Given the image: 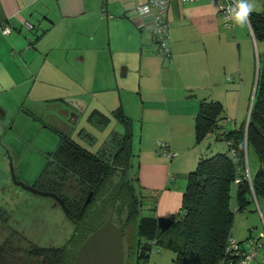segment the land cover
Listing matches in <instances>:
<instances>
[{
  "label": "crops",
  "instance_id": "1",
  "mask_svg": "<svg viewBox=\"0 0 264 264\" xmlns=\"http://www.w3.org/2000/svg\"><path fill=\"white\" fill-rule=\"evenodd\" d=\"M144 2L0 0V136L9 135L21 117L35 118L26 107L28 102L58 107L57 115H69L73 123L79 114H87V121L96 125L108 124L110 118L118 120L114 112L125 105L120 91L129 89L130 78L142 110L141 141L151 140L155 132L163 133L165 144L176 154L172 159L163 157L153 141L139 150L133 151L132 146L142 200L149 201L155 217L167 219L179 210L187 176L201 159L193 147L194 119L201 100L217 101L224 107L237 86L243 91L247 80L239 61L238 41L233 47L231 37L249 32L235 22L233 28L223 27L217 7L207 1L170 0L166 14L170 55L161 60L153 43L151 17L135 23L125 15L128 8ZM255 4L258 14L264 15L260 6L264 0ZM4 27L9 28V34L2 33ZM251 36L254 43L259 42L253 33ZM84 91L86 94L81 93ZM239 100L240 95L237 103ZM164 117L167 123H161ZM9 121L11 128H6ZM226 121L219 122L217 128L228 125ZM118 122L124 134L125 125ZM72 130L69 135L62 134L70 137ZM131 130L134 138L132 126ZM246 163L245 176L249 174L251 179L259 163L252 164L248 153ZM249 200L239 211V220L245 224L235 221L236 228L230 232L237 241L247 239L250 228L255 234L264 228V200L255 197V203L253 196ZM153 264L163 262L156 259Z\"/></svg>",
  "mask_w": 264,
  "mask_h": 264
},
{
  "label": "trees",
  "instance_id": "2",
  "mask_svg": "<svg viewBox=\"0 0 264 264\" xmlns=\"http://www.w3.org/2000/svg\"><path fill=\"white\" fill-rule=\"evenodd\" d=\"M248 20L255 40L264 42V15L251 13ZM261 63L263 68L258 74L248 122L223 134L229 153L200 159L195 170L188 174L178 218L141 217L137 222L132 256L136 264L147 263L157 246L171 249L177 264H217L232 229L234 208L237 207L236 212L242 211L250 203L252 193L264 200V60ZM223 110L217 101L201 100L193 128L197 145L216 131ZM114 115L125 125V133L114 136L111 145L96 153L55 131L59 144L47 155L46 170L41 176L45 180V189L41 190L52 192L64 201L68 220L76 232L84 233L82 243L112 210L114 222L118 202L122 201L127 209L126 225L142 210L137 173L132 175L135 155L131 125L125 118L120 119V108ZM248 150L254 152L259 163L251 184L245 176ZM232 151L236 158L231 156ZM235 179H240V183L235 184ZM149 211L154 212L153 207ZM95 216H98L96 222ZM78 248L40 249L44 252L42 264H68Z\"/></svg>",
  "mask_w": 264,
  "mask_h": 264
},
{
  "label": "rangeland",
  "instance_id": "3",
  "mask_svg": "<svg viewBox=\"0 0 264 264\" xmlns=\"http://www.w3.org/2000/svg\"><path fill=\"white\" fill-rule=\"evenodd\" d=\"M248 2L252 8L251 13H259V9H256V0H248ZM260 6L264 10V4H260ZM247 30L249 34L247 33L245 36L239 35L238 37L236 35V39L231 37V40L234 42L233 47H235V40L236 42L238 41V53H241L239 61L242 68L244 67V78L247 81L244 82L243 91L237 86L236 90L228 94L227 101H224L223 111L225 115H223L220 122L227 120L228 125H222L220 130L216 128V131L209 138L198 145L194 139L193 147H196L201 159H206L216 154L229 153V147L223 139V134L237 130L243 123L248 122L256 92L258 74L263 68L261 62L264 59V42L259 41L254 43L251 33L246 26ZM241 40L245 41L241 42ZM234 51L236 53L235 49ZM127 82L129 83V89L120 91L121 100H124L125 105L122 107L121 100H118L120 101L119 106L122 107L120 108V119L125 118V121L129 122L134 130V138L132 139L133 151L135 149L139 150L138 148L143 149L147 142L151 143L153 141L156 148L160 143L165 144L166 141L162 139L164 134L157 132L151 134L149 137L151 140L144 138L141 141L140 119L142 110L138 105L140 104L139 95L134 89V80L130 81V78H128ZM239 83L237 81V84ZM135 84H138L137 78L135 79ZM81 93L86 94V91ZM238 95H240V100L237 103ZM47 104L43 101H38L37 103L28 102L26 107L33 111L35 118L28 117L27 115L26 118L21 117L15 122L12 134L0 136V247H2L0 251V264H42L44 261V256H42L44 252L40 251V249H43L42 247L48 250L60 248H67L68 251L74 250V246L78 248L85 238H83V232V234L76 232L61 207L58 205L53 206L51 198L30 193L16 186L11 179V169L17 181L23 182L29 187H33L35 184L37 188L45 189V180L41 176L46 170L47 155L52 154L59 144V137L55 130L69 135L70 128H72L71 139L91 153L105 149L111 145L114 136L120 137L124 131L123 125L118 122L119 119L116 120L114 118V120L110 118L108 124L96 125L87 121V114H79L75 123H73L70 122L69 115L68 117L57 115L59 108L47 106ZM30 105H34V107L30 108ZM101 110L111 112L107 108H102ZM161 123H167V118H162ZM234 123H236L235 126H233ZM45 125H48V127ZM9 126H11V121L8 122ZM82 130L84 133L80 134ZM144 130H146V126ZM230 154L232 156L231 152ZM248 155H250L251 163L258 166L254 158L256 156L254 152L248 150ZM131 164L133 167L132 175H134L137 173V159H132ZM142 190V187L139 185L140 195L143 196ZM141 202L142 210L128 225H126L128 216L126 207L122 201L116 205L114 222L120 227L124 226V264H136L132 256L135 246L137 222L141 217L151 218L154 216L153 211H149V201L143 202L141 200ZM259 204L262 205L261 200H259ZM179 213L180 208L167 219L178 218ZM239 214L240 212H234L231 232L236 228H234V222L237 221L238 223L240 221ZM236 216L237 219L235 220ZM4 217L7 219V222H3ZM97 218L98 216L94 217V222H96ZM245 222V220L240 221L241 224H245ZM92 224L87 223L88 226ZM249 230L253 232V237H257L260 233L255 234L253 228ZM141 243H144V241L141 240ZM34 245H37V247ZM156 259H159V263L163 262V264H177L175 261L176 254L166 246L155 247L149 261L138 264H153Z\"/></svg>",
  "mask_w": 264,
  "mask_h": 264
},
{
  "label": "built area",
  "instance_id": "4",
  "mask_svg": "<svg viewBox=\"0 0 264 264\" xmlns=\"http://www.w3.org/2000/svg\"><path fill=\"white\" fill-rule=\"evenodd\" d=\"M170 0H145L142 4H136L126 10V17L133 22H140L143 17L150 16L151 22V34L153 35V43L156 51L162 58H168L170 55L169 48V32L168 23L166 20L167 6ZM182 3H197L207 1L212 5H215L222 17L223 27L233 28L234 21L231 17V8L236 3V0H179ZM250 33H252L249 20L246 24ZM27 29H30V25H26ZM2 33L7 35L10 33L9 28H2ZM162 156L168 159H172L176 156L169 150L166 144L160 143L157 146ZM232 157L236 158L235 151H232ZM248 173V172H247ZM246 179L251 184L249 174ZM240 179H235L234 183H240ZM253 200L256 203L255 196L252 193ZM237 207L234 208L236 212ZM264 226V223H263ZM252 231H249V236L244 241L235 240L231 234L228 235L225 246L223 249L222 257L217 264H264V228L263 231L258 234L257 237L251 235Z\"/></svg>",
  "mask_w": 264,
  "mask_h": 264
},
{
  "label": "water",
  "instance_id": "5",
  "mask_svg": "<svg viewBox=\"0 0 264 264\" xmlns=\"http://www.w3.org/2000/svg\"><path fill=\"white\" fill-rule=\"evenodd\" d=\"M17 184L25 191L51 198L68 216L64 201L56 194L38 191L20 182ZM90 198L91 194L87 202ZM113 214L112 210L105 222L85 239L71 264H124L123 229L113 222Z\"/></svg>",
  "mask_w": 264,
  "mask_h": 264
},
{
  "label": "clouds",
  "instance_id": "6",
  "mask_svg": "<svg viewBox=\"0 0 264 264\" xmlns=\"http://www.w3.org/2000/svg\"><path fill=\"white\" fill-rule=\"evenodd\" d=\"M252 8L248 0H236V3L231 8L232 20L237 24L244 26L248 23L249 14Z\"/></svg>",
  "mask_w": 264,
  "mask_h": 264
},
{
  "label": "flooded vegetation",
  "instance_id": "7",
  "mask_svg": "<svg viewBox=\"0 0 264 264\" xmlns=\"http://www.w3.org/2000/svg\"><path fill=\"white\" fill-rule=\"evenodd\" d=\"M8 127V124L6 125V128ZM8 128H11V126H9ZM11 179H12V182L16 185V186H18V187H20L22 190H24L23 188H22V186H19L17 183H19L20 181H17L16 179H15V177H14V173H13V171H12V169H11ZM20 183H23V182H20ZM24 184V183H23ZM48 184V183H47ZM25 185V184H24ZM32 188H34V189H36V190H38V191H42L41 189H39V188H37V186L34 184L33 185V187ZM43 192H45V191H43ZM52 193V192H51ZM54 194V193H53ZM52 204H53V206H59V204H57L54 200H53V202H52ZM67 208V207H66ZM67 210H68V208H67ZM67 217V216H66ZM4 219V221L3 222H7V219L4 217L3 218ZM67 219H68V217H67ZM29 243V242H28ZM35 247H37V245H34ZM42 248H44V247H42ZM79 249V248H78ZM78 251V250H77ZM76 254H77V252H76ZM76 256V255H75ZM75 258V257H74ZM73 258V259H74ZM73 261V260H72ZM72 261L71 262H69L68 264H71L72 263Z\"/></svg>",
  "mask_w": 264,
  "mask_h": 264
}]
</instances>
